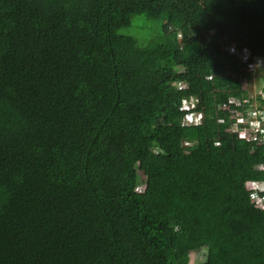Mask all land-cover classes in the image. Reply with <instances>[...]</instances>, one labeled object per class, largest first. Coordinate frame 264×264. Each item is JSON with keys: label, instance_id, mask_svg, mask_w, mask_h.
Returning <instances> with one entry per match:
<instances>
[{"label": "trees", "instance_id": "obj_1", "mask_svg": "<svg viewBox=\"0 0 264 264\" xmlns=\"http://www.w3.org/2000/svg\"><path fill=\"white\" fill-rule=\"evenodd\" d=\"M244 46L264 0H0V264H264Z\"/></svg>", "mask_w": 264, "mask_h": 264}, {"label": "clouds", "instance_id": "obj_2", "mask_svg": "<svg viewBox=\"0 0 264 264\" xmlns=\"http://www.w3.org/2000/svg\"><path fill=\"white\" fill-rule=\"evenodd\" d=\"M235 46L236 44H230L229 49L233 50ZM240 54L242 55V58H241L242 64L243 63L247 64V66L244 65L242 67L243 69H241L242 72H245L243 75L242 83L244 84V82L246 81L244 88L242 87L244 91L243 95L241 94L242 103L244 107L243 113L248 115L251 118V115H249L248 108L249 107H253V108L259 107L258 102L254 100V95L256 97V95L263 88V85H264V81H261L259 83L255 81L257 80L256 79L257 67L262 66L264 70V63L263 64L260 63L264 61L261 59V57H257V56L252 57L250 53V48L248 46H244L243 53H240ZM251 73L254 75H252L251 78H247V76L250 75ZM249 86H251V89L249 88ZM251 97H253V99H251ZM245 99H247L246 102H245ZM193 117H194V114L190 115L187 118L186 122L192 123ZM248 187L250 190V199L254 198L253 204L255 205L257 209L264 211V180L251 181ZM137 190H139L138 187H137ZM254 190H256L257 193L254 195H251V193Z\"/></svg>", "mask_w": 264, "mask_h": 264}, {"label": "built area", "instance_id": "obj_3", "mask_svg": "<svg viewBox=\"0 0 264 264\" xmlns=\"http://www.w3.org/2000/svg\"><path fill=\"white\" fill-rule=\"evenodd\" d=\"M245 84H246V81L243 84V88ZM254 100L258 102L259 107H256V108L249 107L248 108L249 115H251L250 123H248V121L244 119L245 117L243 115H242L243 117L239 115L237 116L235 113H232L230 115L231 122H235L237 125L242 124L243 126H246V128L242 132L243 137L248 136L250 133L257 134L260 130L264 129V113L262 114L258 112V109L264 110V85H263V88L258 92L256 97L254 95ZM252 113L255 114V116H252ZM234 131L238 133L236 129H234Z\"/></svg>", "mask_w": 264, "mask_h": 264}, {"label": "bare ground", "instance_id": "obj_4", "mask_svg": "<svg viewBox=\"0 0 264 264\" xmlns=\"http://www.w3.org/2000/svg\"><path fill=\"white\" fill-rule=\"evenodd\" d=\"M263 63H264V62H261V64H263ZM258 112L263 114V113H264V110H263V109H258ZM252 116H255V114L252 113ZM256 193H257V191L254 190V191L251 193V195H254V194H256ZM252 199L254 200V198H252Z\"/></svg>", "mask_w": 264, "mask_h": 264}, {"label": "rangeland", "instance_id": "obj_5", "mask_svg": "<svg viewBox=\"0 0 264 264\" xmlns=\"http://www.w3.org/2000/svg\"><path fill=\"white\" fill-rule=\"evenodd\" d=\"M193 258H194V259H196L195 257H193ZM192 264H196V262H195V261H193V262H192Z\"/></svg>", "mask_w": 264, "mask_h": 264}]
</instances>
